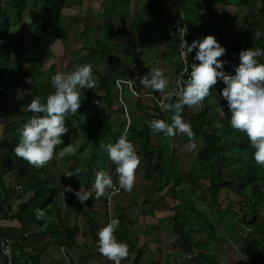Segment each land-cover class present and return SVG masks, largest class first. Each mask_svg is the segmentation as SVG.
I'll use <instances>...</instances> for the list:
<instances>
[{
    "label": "crops",
    "instance_id": "1",
    "mask_svg": "<svg viewBox=\"0 0 264 264\" xmlns=\"http://www.w3.org/2000/svg\"><path fill=\"white\" fill-rule=\"evenodd\" d=\"M151 1L153 0H146V5L150 10ZM168 1L169 4L166 8L163 5L164 0H158L157 3L161 6V10L169 14V19L171 8L173 10L178 6L182 12L186 11L177 0H174V3L170 0ZM185 2L192 15L196 18L195 20L208 25V21L211 18L206 13L193 12V6L199 3V0H185ZM215 2L216 4H211L213 10L217 4L223 6L220 0H215ZM227 4H230L229 0H227ZM224 7L229 6L224 5L221 14L225 11ZM142 11L145 12L144 9ZM150 14L152 15V13ZM249 14L244 15L243 21H247L248 18L253 21V18L259 17L257 10ZM216 17L218 16L214 11V19L211 20H215ZM197 21L196 24H198ZM129 31H131L130 28ZM206 32H208L207 28ZM191 36L193 40L202 39L197 34H191ZM157 44L160 45V49L167 48L166 50L170 52L173 49L172 40H163L161 37L156 41V46ZM262 46L261 43V46L259 48L255 47V49H260ZM127 60L130 62L127 65L132 67L133 73L139 74L146 70L150 73L149 69H145V66L142 67V63L136 70L132 58L128 57ZM12 61L18 62L19 60L13 58ZM163 63L164 61L162 65ZM226 69L229 70L228 68ZM228 72L232 73L230 70ZM25 81L26 79L22 80L19 84V90L25 92L23 99H18L17 93L4 94L0 97V142L16 140L17 132L20 134L24 124L32 117V113L27 110L28 104L34 99L39 98L42 101V99H47L49 96H40V98V92H31L32 89ZM221 85L224 87L222 83ZM214 89L215 86L213 87V91ZM144 91V93H149L146 89ZM86 93L82 91L81 97H88L89 93ZM6 105L8 110L4 109ZM84 105L81 104L80 107V109H83H81L83 111L82 119H84ZM220 106L225 107L226 102H222ZM127 108L128 106L126 105V114H128ZM211 112L213 111L210 110ZM68 120L73 119L70 116L66 118L65 123H67L68 129L77 130L81 125L77 123V125L73 126L74 128H71ZM18 122L22 123V125H18ZM129 123H127V127ZM213 123L214 121H212ZM239 135L241 139L246 140L241 134ZM67 136L69 137V135ZM78 139L67 140L64 145L59 147L62 148L68 144H72L75 148L73 155L53 159L42 167L41 173L45 181H42L38 177L39 174L36 176L40 182H46L49 189L53 188L58 191L51 203V210L55 215L52 212V214L46 213L45 220H42L41 224L35 223L28 227H22L17 215L19 208L27 204L39 189L36 183V177L33 171L28 170L26 167L24 168L22 165L16 166L14 169H9L8 158L0 151V201L4 204L3 206L5 208L3 215L0 216V235L12 241L15 262L25 260L31 264H112V261H109L98 252L97 240L99 231L107 225L109 219L118 218L120 225L115 233L116 238L119 242L126 243L129 250V254L122 261V264L213 263L209 260L208 255H206L208 254L207 251H205V258H200V262H198L199 251L193 247L192 241L205 242L206 250L209 247V237L201 231L200 226L194 223L193 219H190V208H187L195 200V195L193 194L199 193L195 185L188 184L176 188L172 185L162 186L161 182H154V179H146L143 170L145 163L138 155L140 157V164L135 171V183L132 192L128 193L121 189V194L115 196L112 204L107 206L106 199L111 189L106 190L102 197L95 198L96 192L93 184L97 172L102 170V165L97 164L98 158H95V152L92 156L90 155V157L86 158L84 157L86 154L83 152L78 153L81 148L79 147L80 142L84 143L86 141L88 145L92 143L94 147L96 143L94 141L84 140L82 137ZM191 142L188 141L187 143ZM82 158L83 163L80 161ZM179 158L178 156L177 159ZM249 159H251L250 155ZM104 160L103 171L108 172L112 176L115 187L118 185L115 165L108 159V155L102 159V164ZM58 162L62 163L60 168L58 167ZM191 167H193L192 164ZM190 170L188 174H180L191 176L193 169L191 168ZM77 171L79 172V176H66L69 173L74 174ZM260 183H256L255 185L264 193L261 188V186H264V183ZM68 186H71L76 191H79L80 188L88 191L92 194V197L82 205L72 193L65 192L63 195L64 188ZM204 199L206 198L202 197V201ZM262 209H264V201L259 206L253 207L254 212L258 215L259 223L264 222V219H260L261 215H264V210L262 212L260 211ZM250 211L252 210L250 209ZM180 216L185 219L189 218V223L185 224V230L190 232V237L193 239L191 243L185 246H182L179 242L180 240L176 233V220L180 222ZM243 225L241 224V226ZM249 237L248 239L245 236L242 239L250 240L253 243L258 242V240L252 241V238L255 240L258 239V236L251 235ZM185 242L188 243V240H185ZM201 253L203 254L204 250ZM244 255L242 254V256ZM227 261H217V263L229 264V258H227ZM0 264H3L1 257Z\"/></svg>",
    "mask_w": 264,
    "mask_h": 264
},
{
    "label": "trees",
    "instance_id": "2",
    "mask_svg": "<svg viewBox=\"0 0 264 264\" xmlns=\"http://www.w3.org/2000/svg\"><path fill=\"white\" fill-rule=\"evenodd\" d=\"M78 1L79 0H73L71 2L69 0L6 1L10 5L11 12H14V16L18 22L22 21L24 11L30 8V6L34 8L39 7L40 9L34 16L37 30L41 36L39 50L38 53H34L36 54L35 57L30 58L31 64L28 72L21 73L12 65L11 61L13 58L20 60L24 38L21 36L19 42L15 44L10 43V31L14 24L9 12L2 8V1L0 0V97L4 94L17 93L20 89L19 84L21 81L29 79L31 67L35 64L39 65L46 53L49 52V49L53 48L56 43H64L67 41L69 34L64 25V11L71 8ZM110 1L114 0H102L103 7ZM177 1L185 8V10H189L185 0ZM157 2L158 0L150 2L151 13L156 16L155 24L161 22L162 15L165 13V11L161 10V6L160 11L156 9L159 5ZM220 3H222L223 6L228 5L227 0H220ZM236 3L237 6L246 9H252L255 4L257 5V2L254 4L253 0H236ZM259 5L262 6L258 8L257 14L263 16L264 0H260ZM208 6L209 7H204L203 4L199 2L193 6V12H204L211 19H214V10L212 9L211 4H208ZM256 19L257 17L253 18L254 24ZM219 22L222 26H228L231 24V18L225 11H223ZM144 24L143 20H138L130 25V29H132V32L137 36V42L130 43L121 41L120 37L112 28V21H106L104 25V38L106 44H104L103 48L99 50V53L107 55L116 51L117 54L125 56L126 59L130 57L137 70L142 63V56L146 46L147 37L142 32ZM161 33L163 40L173 41V49L176 51L177 42L172 34L171 25L167 29H162ZM147 39H149V37ZM149 40L152 39L150 38ZM261 43L262 39H257L256 37L251 38L249 43L241 41V44L244 46L249 44L246 47L253 45L254 47L259 48ZM194 55V53L193 55H190V60H193ZM140 70L142 71V69ZM147 74V70L135 74L136 81L134 82V88L137 92L146 94L144 93V86L141 83V79ZM119 79H124V73L120 70H113L110 73L102 74L98 77L97 81L100 85L99 88L96 93L88 94V97L93 99L97 107L102 110L98 119V129L93 133L86 125L81 124L77 128L80 135L88 132L85 135H88L87 138L90 142L94 141L96 145L103 142L106 146L109 143H115L121 134L126 133L128 139L137 149V154L145 163L143 169L144 177L146 179H154V182H161L162 186L172 185L173 187L179 188L188 184L197 185L201 180L207 183L206 192L211 198H216L225 191L231 192L241 198L239 205L241 211L243 210L244 204H247L246 202L248 199L245 198V196L248 195L250 201L248 205H250V209L253 213L251 219L242 216L241 220H237L238 217L236 213H234V216L232 217L234 221L237 220L236 223L243 222L241 224L251 226L253 228L251 235L258 236V242L253 243L247 241L246 251L248 256H245L244 254V256L241 254H233L232 257L237 256V258H233L235 260V263L233 264H264V222L259 223L258 215L253 210V207L259 206V204L264 201V193L255 185V182L264 183V166L258 165L253 159L254 152L251 151L248 140L241 139V136L239 135L240 137H238L240 140L235 141L236 136L234 137L232 135L231 137H228V135H231V131H226L225 127L217 128L214 127L215 125L213 126L212 121L209 118V112L212 107L210 101L215 97L213 89L211 90V94L205 98L201 106H194L192 108L185 106L182 113L184 121L191 125L193 136L190 138L184 133V136L182 138L177 137L176 141L178 142L181 140L188 142L199 138L204 143V146L198 150L196 157L194 158V172L191 176H187L180 174V172L171 165V163L177 161V155L174 153L175 149H172L169 153L165 144L161 143L163 140L165 142L166 140H169V137H166L163 133L150 131L147 124V121L154 119L165 120L170 124L172 113L161 111V108H159L156 102L152 99H137L133 97L131 93L127 92L126 89L128 87L122 85L121 95L128 94L131 98L126 101L132 108L130 113V123L127 127L126 119L123 118L126 114L125 105L122 102L119 105L115 100L116 81ZM165 94L166 93H159L156 98L160 100ZM168 102L174 103L176 102V99L173 97L172 100L169 101L167 97L164 99L163 103ZM115 104H118V107L115 108V113L121 117V122L114 126L111 121V108H113ZM104 108L106 110H104ZM70 117L74 119L72 116ZM224 139H228L229 141ZM106 140L107 142H105ZM17 144L18 142L16 140L11 142H0V151H2L8 158L9 169H14L16 166L22 165L24 168L26 167L28 170L33 171L34 176L36 177L38 175L36 167L15 155L14 148ZM81 150L82 148H80L78 153ZM245 153L250 155L251 159H249V161L248 158L242 159V154ZM97 157L98 156H95V158ZM234 157H237L235 158L237 166L231 167V162L234 160L232 158ZM91 161H93V159H91ZM104 162L105 160L102 164V170L104 169ZM237 162L239 163L237 164ZM244 162L248 163L245 167L243 164ZM40 170H42V168ZM35 179L39 189L35 193V196L27 204L21 206L18 211L17 217L22 227H28L35 223L41 224L42 220H45L46 213H53L55 215L51 210V203L58 191L53 188L49 189L46 182H40L37 180L38 177ZM3 205L4 204L0 201V216L3 215L5 210ZM190 205L191 206L187 207L190 208V216H192L193 213L201 214L196 210L194 202ZM38 210L43 212V215L39 218L37 216ZM180 219H182L181 222L176 220V233L180 240L179 242L182 246H185L186 244L191 243V240L193 239L190 237V232L185 230V224L189 223V218L185 219L180 216ZM208 227H210L209 224ZM185 240H188V243H186ZM192 242L193 247L199 251L198 262H200V258H205L206 256L204 253H201L202 250L200 249L205 247V242ZM232 250L233 249L230 248V251ZM232 253L236 252L232 251ZM229 262L234 261L229 259ZM212 264L218 263L214 261Z\"/></svg>",
    "mask_w": 264,
    "mask_h": 264
},
{
    "label": "rangeland",
    "instance_id": "3",
    "mask_svg": "<svg viewBox=\"0 0 264 264\" xmlns=\"http://www.w3.org/2000/svg\"><path fill=\"white\" fill-rule=\"evenodd\" d=\"M1 1L2 8L5 11L9 12L14 24L10 31V43L15 44L19 42L21 36H23L24 38V47L21 52L20 60L18 62L12 61V65L16 67L17 70H19L21 73L28 72L29 66L31 64L30 58L35 57V52L38 53L40 45L39 42L41 40L40 33L37 30V24L34 21L35 13L39 12L40 9L39 7L34 8L30 6V8L24 11L22 21L18 22L16 20V17L14 16V12H11L10 10V5L8 4V2H6L7 0ZM69 1L71 2L73 0ZM199 2L203 4L204 7H209L208 4H216L215 0H199ZM256 2L257 5L255 4ZM229 3V7H224L225 11H227L226 13L231 18V24L228 26L220 25L219 21L223 6H220L218 4L214 6V11L216 12L218 17H216L215 20L209 19L208 25L206 23L195 20L196 18L192 15L190 10H186L185 12H183L188 29L191 32L190 34H197L202 39L207 36H214L221 44V46L226 48L227 54L221 59L226 61L228 60L229 62V64L225 65V71L228 72L230 70L233 73V68L235 66H238L240 62L239 53L245 49H255L253 45L248 46L249 48L246 47L249 44H246V46L242 45L241 41L249 43L251 38L255 37V33L260 32V38L262 37L263 45L260 49H264V15L259 16L256 19L255 24L253 23V21H251L250 18H248L247 21H243L244 15H248L249 13H252V11H256L262 6L259 5L260 0H253L255 6L252 7V9L238 7L236 5V0H229ZM168 4L169 1L164 0L163 5L165 8ZM104 7L102 4V0H79L71 8H68L64 11V25L69 34L68 39L64 43H56L53 48L49 49V52L46 53L45 57L42 59L39 65L35 64L33 67H31L29 78L34 81V84H27L32 89L31 92H40L39 97L53 94L55 92V89L51 86V77L53 75L61 71L64 73H70L74 70V66L82 65L85 63L92 65V70L95 77V86L92 89H83L81 90V92L85 91L87 93H96L97 89L100 86L99 82L97 81L98 77L102 74L110 73L113 70L122 71L124 73V80L130 81L134 85V82L136 81V75L133 73L132 67L127 65L130 62L125 58V56L117 54L116 51L111 52L107 55H102L101 53H99V50L103 48L104 44H106V40L104 38V25L105 22L109 20L112 21V28L114 32L120 37L121 41L132 43L137 42V36L136 34H134V32H131L133 31L132 29H130L131 31H129V28H131V23H135L139 19L144 21L145 24L142 28V32L147 38L149 37V39L151 38L152 40L146 38V46L142 56V67L145 66V69H149L150 73L157 69L163 71L165 78L169 81L170 88L174 86L176 75L179 72L180 67L176 51L172 49L170 52L166 50L167 48L160 49L159 44H157L156 46V41L162 37L161 30L167 29L171 25L169 14L165 12L162 15V18L160 20L161 22H157L155 24L156 16L154 14H150L151 10L146 5V0H114L108 2V4H106ZM143 9L145 12L142 11ZM156 9L160 11V5H158ZM196 21L198 24H196ZM206 28L208 29V32H206ZM163 61L164 63L162 65ZM258 62L264 64V56L259 57ZM226 68H228L229 70H227ZM121 88L119 89V87H116L115 100L119 105L121 102L125 106L128 105V114H125L123 118L126 119V123H129L132 108L126 101L131 98L128 94L121 95ZM222 88L223 86L221 85V82H218L217 85H215L214 94L216 95V97L211 99L210 101V103H212L211 110L213 112H209V118L211 121H214V125L217 122H220L223 127L226 128V131H231V135H228V137H231L232 135L234 137L236 136L235 141L240 140L239 134H241L242 137H245L244 139L248 140L251 151L254 152V149L252 148L248 137L244 133L233 129L230 126V113L227 109V106H220L222 102H226L220 96V91ZM145 89L146 88L144 87V90ZM126 90L130 93L129 88H127ZM146 91L152 93L156 97L160 93L152 89H146ZM81 99H83L81 104H85L84 119H82L83 109L81 108V110L79 108L77 114L70 115L74 119L68 120V123L71 128L74 125H77V123L84 124L88 128H90L93 133H95L98 129V119L100 114L102 113V110L97 107L94 100L90 97H81ZM42 101L45 102L46 99L44 98V100L42 99ZM118 104H115L113 108H111V121L114 126L121 122V117L115 113V108L118 107ZM7 105L10 106L9 104ZM7 105L4 107V109L6 110H8ZM221 108L223 109L225 114L221 112ZM104 110L106 109L104 108ZM65 124L67 127V123ZM18 125H22V123L18 122ZM87 133L88 132H86L85 134ZM85 134L82 133L81 136L78 130L69 129L68 133H66L62 137L64 141L62 145H64L67 140H76L80 137L88 141V135ZM67 135H69V137ZM183 136L184 133L177 132L175 136L169 137V140H166L167 143L163 139L162 140L164 143L162 141L161 143L165 144V147L167 148L169 153L172 149H175L174 153H176L177 158L178 156L180 157L175 163H171V165L174 166L175 169L180 173L188 174V172L191 171V168L194 172V168L191 167V164L193 165L192 162L194 161L196 153L200 148L204 146V143L199 138L194 139L195 142L194 140H191L193 141H190L191 143H187L181 140L177 142L175 140L177 137L182 138ZM228 139L225 140L229 141ZM19 140L20 134L19 132H17L16 141L19 143ZM105 142H107V140ZM193 144L195 145V148L192 147ZM102 146H105L103 142L98 143L95 147L92 145V143L88 145L86 141H84V143L80 142L79 147L82 148L80 153L83 152L84 154H86V156H84L86 158L90 157V155L92 156L95 152V156H98L97 164L99 163L100 165H102V159L106 157L105 148ZM83 158L80 160L82 163L84 162ZM235 158L237 157L232 158L234 159L233 162L230 161L231 167L237 166L235 163ZM243 158H248L249 161L248 154H242V159ZM238 163L239 162H237V164ZM57 164L59 168L62 165V163L59 162ZM243 164L245 167V165L248 163L244 162ZM40 169L41 168H36L39 174L38 177L42 181H45L41 173L42 170ZM256 183L257 182H255V184ZM195 186L197 187L199 193L197 192L193 194L195 195L194 205L196 210L199 211L202 215L193 213L190 219H193V222L200 226L201 231L206 235H209L208 237L210 238L208 241V250L205 249L206 247L200 249L204 250V254H206L205 251L208 252V254L206 255H208V258L211 262H224L227 261V258H229L234 261L229 263H235V260L233 258H237V256L232 257L233 254H245V256L247 254L245 249V246H247V240L242 239V237L247 236L249 239V236H251L252 234L253 228L251 226H246L245 224L241 226V223L243 222L236 223V221L239 220L242 216H246L248 217V219H251L253 213L252 211H250V205H248L250 203L248 198L249 196H245V198L248 199L246 202L247 204H244L243 210L241 211L239 206L241 198L237 197L235 194L225 191L222 192L218 197L211 198L206 192V182L200 180ZM261 188L264 191V186H261ZM202 197L206 199L202 201ZM205 200L206 202H204ZM182 204H184V202H182ZM263 210L264 209L260 211L262 212ZM234 213H236L238 217L236 221H234L232 217L234 216ZM260 219L263 220L264 215H261ZM179 220L180 222L182 221V219ZM208 224L210 227H208ZM256 240L258 239L254 240V238H252V241ZM248 242H250V240H248ZM230 248H232V251L236 253H232V251H230Z\"/></svg>",
    "mask_w": 264,
    "mask_h": 264
},
{
    "label": "clouds",
    "instance_id": "4",
    "mask_svg": "<svg viewBox=\"0 0 264 264\" xmlns=\"http://www.w3.org/2000/svg\"><path fill=\"white\" fill-rule=\"evenodd\" d=\"M260 36V32L255 33L257 39ZM193 52V60L198 63L191 64L190 72L185 68L187 79L181 76L174 87L170 88L169 81L159 69L141 79L146 89L166 93L169 101L173 96L177 97L176 102L161 105V111L172 113L171 123L160 119L150 120L147 121L149 130L163 133L166 137H173L177 132L186 133L191 138V125L182 117L185 106H201L213 87L221 82L224 87L220 96L226 101L230 126L248 137L254 149L253 159L258 165L264 166V64L258 62V58L264 56V49L242 50L239 53V65L233 68V73L225 71V65L229 62L221 58L227 54V50L214 36L193 40L191 44L183 36L181 56L186 59ZM25 83L32 85L34 81L29 78ZM51 86L55 92L45 102L42 103L37 98L28 104L27 110L32 113V117L24 124L19 143L14 148L18 158L36 168L44 167L53 159L75 153L72 144L62 148L58 146L64 143L62 137L69 131L65 124L66 118L77 114L81 107V90L95 86L92 65H76L70 73L57 72L51 77ZM24 96L25 92L18 90L17 98L23 99ZM221 112L224 113L222 108ZM215 127L221 128L223 125L217 122ZM102 147L106 149L108 159L115 165L119 188L131 193L135 183V171L140 164L134 144L125 133L115 143ZM192 147L195 148V145ZM66 176H79V172ZM93 187L95 198L102 197L106 190L114 187L112 176L106 171H98ZM65 192L72 193L82 205L92 197L90 192L81 188L76 191L71 186L64 188L63 195ZM42 215L43 212L38 210V218ZM119 225L118 218H110L98 233V252L113 264H121L129 254L128 245L116 238Z\"/></svg>",
    "mask_w": 264,
    "mask_h": 264
},
{
    "label": "built area",
    "instance_id": "5",
    "mask_svg": "<svg viewBox=\"0 0 264 264\" xmlns=\"http://www.w3.org/2000/svg\"><path fill=\"white\" fill-rule=\"evenodd\" d=\"M170 1L172 3H174V0H170ZM169 20L171 22L172 34H173V36L177 42L176 52H177V58L179 60V65H180L179 72L176 75V79H175V83H174V86H175L178 79L181 76H183L185 79H187L188 73H185L184 69L188 68V70L190 72L191 71V64L192 63H198V62L194 61V60H190L189 57H190V55H193V53L190 54L186 59L181 56L182 37L184 36V40L188 44H191L193 39H192V36H191L189 29L187 27V23L185 21V16L178 6H176V9H173V10L171 8ZM129 82L130 81H126L124 79H119L116 81V87H119V89H120L122 85H125L129 88V91L133 95V97H135L137 99H140V98L141 99L142 98L152 99L156 102L158 107L161 108V105L163 104L164 99L167 98L166 94L159 100L153 94H150V93L143 94V93L137 92L134 88V85L131 82L130 83ZM173 97L177 100L176 96H173ZM120 194H121V189L119 188V185L113 187L111 189V191L109 192L107 199H106L107 206H110L112 204L114 197L118 196ZM0 257L3 261V264H31L25 260L15 262V260L13 258V243H12V241L10 239H8L7 237L1 236V235H0ZM112 264H113V262H112ZM121 264H122V262H121Z\"/></svg>",
    "mask_w": 264,
    "mask_h": 264
}]
</instances>
